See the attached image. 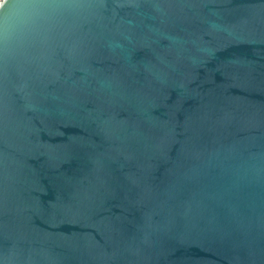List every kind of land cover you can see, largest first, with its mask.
I'll return each mask as SVG.
<instances>
[{"label":"water","instance_id":"water-1","mask_svg":"<svg viewBox=\"0 0 264 264\" xmlns=\"http://www.w3.org/2000/svg\"><path fill=\"white\" fill-rule=\"evenodd\" d=\"M0 264H264V0L1 1Z\"/></svg>","mask_w":264,"mask_h":264},{"label":"built area","instance_id":"built-area-1","mask_svg":"<svg viewBox=\"0 0 264 264\" xmlns=\"http://www.w3.org/2000/svg\"><path fill=\"white\" fill-rule=\"evenodd\" d=\"M3 1V0H0V2Z\"/></svg>","mask_w":264,"mask_h":264}]
</instances>
